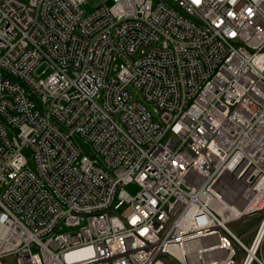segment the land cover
I'll return each instance as SVG.
<instances>
[{
	"label": "built area",
	"instance_id": "built-area-1",
	"mask_svg": "<svg viewBox=\"0 0 264 264\" xmlns=\"http://www.w3.org/2000/svg\"><path fill=\"white\" fill-rule=\"evenodd\" d=\"M88 1L0 0V264H264V0Z\"/></svg>",
	"mask_w": 264,
	"mask_h": 264
},
{
	"label": "rangeland",
	"instance_id": "rangeland-1",
	"mask_svg": "<svg viewBox=\"0 0 264 264\" xmlns=\"http://www.w3.org/2000/svg\"><path fill=\"white\" fill-rule=\"evenodd\" d=\"M23 1L28 2L29 0H23ZM109 5H111V4H109ZM98 6H99L98 0H89L88 4L85 6V8L89 12L94 7H98ZM30 155H31V153L28 152L29 157H30ZM219 187H220L221 191H223V193L227 196V198L231 197L233 195L234 191H238V190L243 189L232 178L224 179L221 182V184L219 185ZM127 190L130 194L135 195L136 193H138L140 191V187L138 185H130V186H128ZM238 200H239V197H238ZM124 210L125 209L123 208L120 212H123ZM257 223H258V219H255V220H246L245 219L244 221H241V222L232 223L229 226H230L231 230L236 235L242 237L244 235V233L252 231L255 228V226L257 225ZM252 238H253V235L244 237V241L249 244L251 242Z\"/></svg>",
	"mask_w": 264,
	"mask_h": 264
}]
</instances>
